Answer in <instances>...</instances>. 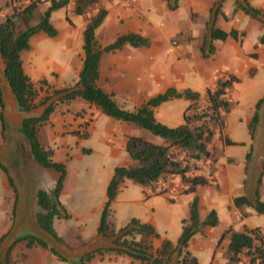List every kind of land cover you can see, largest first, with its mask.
Wrapping results in <instances>:
<instances>
[{
    "label": "crops",
    "instance_id": "crops-1",
    "mask_svg": "<svg viewBox=\"0 0 264 264\" xmlns=\"http://www.w3.org/2000/svg\"><path fill=\"white\" fill-rule=\"evenodd\" d=\"M30 1L0 0V23L13 8ZM241 1L177 0V7L170 10L164 0H137L136 4L96 0L84 14H74V0H67L63 7L52 10L49 15V22L56 34L48 37L42 31H37L28 38L27 49L20 51L22 70L36 92L34 102L37 104L26 113L17 108L3 76L0 58L5 122V129H2L0 120V264H70L90 252L94 253L85 264H148L124 253L95 252L96 249L113 247L114 238V231L108 230V227L105 235H100L97 232L98 222L92 239L79 238L74 230L72 237L60 235L53 227L54 220L70 217L61 198L76 188L75 175L86 170L85 164L81 165L85 156L93 154L91 169L98 171L102 210L106 201V186L114 168L135 165L125 151L128 136H139L156 144L166 143L164 138L131 122L105 115L99 107L79 97L70 100L61 98L62 91L77 81L84 58L83 29L88 18L98 9L105 11L104 18L94 30V41L98 47L128 33L138 34L148 41L146 46L126 43L119 49L101 52L98 57L96 86L111 96L118 107L133 111L168 88L177 92L190 90L197 94V102L205 105L206 91L215 87L218 76L235 78L223 95L230 106L226 113L221 112L223 126L221 130L214 131L206 146L208 156L190 159L188 163L186 175L204 176L208 179L207 183L196 186L192 192H185L187 184L182 183L177 175L166 176L152 187L143 188L124 178L109 203L106 224L112 219L110 206L115 202V197L122 191L129 192V183L139 187L142 195L137 194L136 199L127 194L125 201L140 206L142 202L144 208L136 215L127 213L120 226H125L131 218L151 226L155 235L145 238L151 246V255L155 254L163 240H167L171 247L168 264H177L181 257L171 250L180 234L181 220L188 218L189 202L194 196L197 198L200 221L210 210H214L217 217L216 225L203 226L190 237L181 251V254L186 252L194 256L198 264L226 263L228 238L219 240V237L228 227L234 231H240L242 226L258 227L264 234V213H257L253 209L256 190L258 199L264 201V170L261 164L264 156V99L257 103L264 93L260 98L249 96L251 100L247 101L242 98L238 88L242 82L252 84L257 78L264 77V42H258V37L264 31V0H245L250 7L260 11L259 19L244 14L236 6ZM48 5L49 0H37L30 25L37 23ZM212 14L213 26L225 32L236 30V39L226 36L223 40L207 41V24ZM49 39L55 42L52 48ZM202 42L205 56L200 52ZM209 44L211 52L207 51ZM50 51L59 53V62L46 61V64L40 65L45 68H39L32 56H49ZM45 88L59 93L52 97L44 92ZM238 97H241V101H238ZM190 102V99L182 96L170 97L152 108L153 118L167 127L178 126L183 123L182 113ZM49 103H52V110L38 126L36 138L49 158L63 164L65 169L57 196L65 215L52 221L53 230L61 239L57 242L35 222L38 209L35 194L39 188L49 191L58 173L36 165L20 131L23 117L40 116ZM240 105L247 108L246 114L251 119L255 114L258 116L253 124L250 123L251 119L238 116L240 126L244 124L245 134L233 132L235 128L228 118L231 109ZM225 139L232 144H226ZM21 144L24 150H19V147L22 149ZM174 152H178V149ZM176 155L179 158L182 156L181 152ZM71 165L75 167L72 171L69 169ZM69 170L75 179L67 180ZM160 189L163 191L158 192ZM238 196H243L246 203L234 204V198ZM253 215L260 219L250 221L251 217H256ZM234 221L242 224L237 230L234 229ZM84 227L77 225L79 232L84 231ZM140 238L135 236L136 240ZM37 239L42 240L46 247L39 245ZM50 247L64 260L52 254ZM262 248L264 254V236Z\"/></svg>",
    "mask_w": 264,
    "mask_h": 264
},
{
    "label": "trees",
    "instance_id": "trees-1",
    "mask_svg": "<svg viewBox=\"0 0 264 264\" xmlns=\"http://www.w3.org/2000/svg\"><path fill=\"white\" fill-rule=\"evenodd\" d=\"M96 0H74V14H84ZM168 9L172 10L177 7V0H164ZM37 0H31L26 5L13 8L11 13L5 17L0 23V58L2 61V73L8 84V87L14 97L17 108L21 112H29L36 106L34 102L35 90L28 77L24 74L21 66L20 51L27 49L28 38L37 31H42L46 36L53 37L56 30L49 22L50 12L54 9L63 7L67 0H49L48 7L41 13L36 24L30 25L33 12L36 9ZM244 14L254 19H259L260 11L252 8L245 0L237 3ZM105 11L98 9L96 13L90 16L84 26L82 37V49L84 58L82 60L81 69L77 76V81L70 89L63 92L62 99L70 100L79 97L90 104L101 109V111L110 117L118 120L128 121L139 128L148 130L153 135H157L166 140V143H152L139 136H128L125 144V151L130 159L135 161L132 167L116 166L113 175L110 178L105 194L106 201L100 212L98 219L97 232L105 235L107 229L106 217L108 214V206L114 198L119 183L124 179H130L132 182L143 187H152L154 183L160 179H164L169 175H177L182 183L187 184L185 192L194 191L196 186L207 183L208 179L199 175L187 176L189 166L183 159L176 158L174 150L185 152L188 159H200L208 156L207 144L212 139L215 127H222L223 118L221 112L226 113L229 110V102L224 100L225 90L230 86L233 76H218L213 89H207V103L200 105L197 102V94L190 90L177 92L172 88L166 89L162 93H158L150 97L144 104L133 111H127L118 107L111 96L104 93L96 86L98 57L101 52L113 51L119 49L123 44L130 46L147 45L146 38L128 33L117 36L111 43L98 47L94 41V30L104 18ZM211 16V14H210ZM208 19L207 41L212 39L223 40L226 36L236 39V30L230 29L228 32L220 30L213 26V14ZM241 35V34H240ZM258 42H264V31L258 37ZM203 43L200 46V52L203 56ZM208 52L212 51L211 45H208ZM59 91H53L57 94ZM182 96L190 99L191 102L184 108L182 113L183 123L175 127H167L154 120L152 108L162 101L170 97ZM264 96L258 100L261 102ZM42 103V102H40ZM39 103V104H40ZM256 103V106H257ZM3 99L0 87V120L2 129H5L3 120ZM52 110V103H49L42 111L40 116H25L21 120L20 131L24 135L28 152L36 165L52 169L58 173L53 187L49 191L37 189L35 212V222L37 226L49 235L54 241H60V237L56 235L52 227L54 218L64 216L63 208L60 206L57 196L62 185L65 175L64 165L52 161L47 152L40 146L36 138L37 128L44 121ZM208 115V123L204 122V115ZM256 116H252L251 124L255 123ZM250 124V125H251ZM226 144H232L225 139ZM264 152V150H263ZM262 171L264 170V156L262 159ZM259 182V179H258ZM163 191L160 189L158 192ZM246 203L243 196L234 198V204ZM253 209L257 213H264V201H260L255 192V201ZM181 231L176 240L175 246L171 251H176L177 255H181L177 264H198L196 258L188 253L181 251L186 247L190 237L199 232L203 226H214L217 223V217L214 210H210L203 220L198 219L197 198L194 196L189 202L188 218L181 220ZM155 235L153 229L148 224L140 223L135 218H131L128 223L120 228L116 234H113V247L96 249L95 252L101 250L114 251L115 253H124L132 258L139 259L148 264H168L170 244L167 240H163L155 254L151 255V246L146 242L145 238ZM135 236L141 238L136 240ZM264 234L258 227L242 226L240 231H234L231 227L224 229L219 240L224 237L228 238L225 249V264H264V254L262 248V238ZM29 238L31 236H28ZM39 245L46 247L45 243L37 239ZM50 252L56 255L60 260H64L56 250L49 248ZM92 253H87L81 258L71 261L70 264H85Z\"/></svg>",
    "mask_w": 264,
    "mask_h": 264
},
{
    "label": "rangeland",
    "instance_id": "rangeland-1",
    "mask_svg": "<svg viewBox=\"0 0 264 264\" xmlns=\"http://www.w3.org/2000/svg\"><path fill=\"white\" fill-rule=\"evenodd\" d=\"M171 13V12H170ZM195 20V19H194ZM50 47L52 48L53 45H55V42L51 39L48 41ZM33 61L37 62L39 64V68L44 69L45 67H41V64H46L49 62H59L60 56L57 52H51L50 55L47 56L46 54H40V55H33ZM48 57L46 60L45 58ZM227 77V76H226ZM74 85V84H73ZM72 85V86H73ZM72 86H69L68 89H70ZM239 87V93L242 96L243 99L249 101L251 100L248 98L249 96H257L258 98L262 97L264 94V77H259L255 82L252 84H247L242 82L238 85ZM44 92L50 93V96H54L56 94H53L51 89H44ZM263 94V95H262ZM238 101H241V97L237 98ZM8 106H6L7 108ZM247 108L240 106H235L231 109V113L229 114L228 118L230 120L231 125L233 126L232 129L233 132L241 133L244 132V124L243 127L240 126L238 116L244 118H249L251 116H248ZM19 110V109H18ZM9 111V110H7ZM25 113V112H22ZM3 115V114H2ZM256 119L258 118L257 114H255ZM244 123V120H242ZM256 122V121H255ZM5 124V122H4ZM223 126V125H222ZM222 127L218 128L215 127V130H221ZM214 130V131H215ZM22 134V132H21ZM24 141L26 143V139L24 137ZM22 149L24 150V145H20ZM235 150L237 148L235 147ZM47 152V151H46ZM48 154V153H47ZM93 154H89L88 156H85L84 162L81 163L85 164L86 170H83L82 172H79L78 175H75L76 177V188L74 190H69L70 192L63 196L61 198V202L65 205V207L68 209L69 218L67 219H60V220H54L53 221V227L55 231L60 234H67L69 237H72L73 230L76 231L79 235V238L81 237H89V239L93 238V231L95 230L96 224L98 222L100 211H101V203H102V194L99 190L98 184L99 179H97L98 171L92 170L91 166L93 165L90 160L92 159ZM74 164V163H72ZM75 167L73 165L69 166V169L72 171ZM69 170V171H70ZM71 171L67 175V180L75 179L73 177V174ZM100 178V177H98ZM129 186V192L122 191L119 195L115 197V202L110 206V216L112 219L108 222V230H111L114 234L121 228V224L124 223V218L126 217L127 213H130L131 215H136L137 213L141 212L144 208L143 203L141 202V206L138 203H129L126 200L127 194H131V198H136L137 194L142 195V191L139 187L130 185ZM137 199V198H136ZM135 199V200H136ZM256 216V215H253ZM260 219V217H251L250 221L257 222ZM235 222V221H234ZM84 225V231L79 232L77 225ZM242 226V224L235 222L234 229H239ZM75 235V234H74ZM203 257L201 258V260ZM75 261V260H74ZM203 262V260H202Z\"/></svg>",
    "mask_w": 264,
    "mask_h": 264
},
{
    "label": "built area",
    "instance_id": "built-area-1",
    "mask_svg": "<svg viewBox=\"0 0 264 264\" xmlns=\"http://www.w3.org/2000/svg\"><path fill=\"white\" fill-rule=\"evenodd\" d=\"M119 1L125 2V3H127V4H136V2H137V0H119ZM203 120H204V122L208 123V115H207V114L204 115ZM179 152H181V154H182V156H181L180 158L177 157V155H176V154H178ZM175 155H176V158H178V159H183L182 164H184L185 161L187 162V164L189 163V160H190V159H188V158L185 156V152H182V151H179V150H178V152H176ZM199 176H201V175H199ZM202 177H204V176H202Z\"/></svg>",
    "mask_w": 264,
    "mask_h": 264
}]
</instances>
